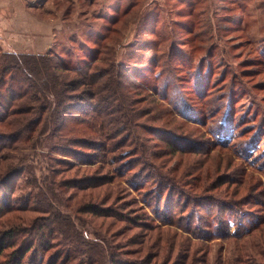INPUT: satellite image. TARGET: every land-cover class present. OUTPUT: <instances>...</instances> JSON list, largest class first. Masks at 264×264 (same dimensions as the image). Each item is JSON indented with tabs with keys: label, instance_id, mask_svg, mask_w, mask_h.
Segmentation results:
<instances>
[{
	"label": "rangeland",
	"instance_id": "1",
	"mask_svg": "<svg viewBox=\"0 0 264 264\" xmlns=\"http://www.w3.org/2000/svg\"><path fill=\"white\" fill-rule=\"evenodd\" d=\"M43 1L90 143L0 130V264H264V0Z\"/></svg>",
	"mask_w": 264,
	"mask_h": 264
},
{
	"label": "trees",
	"instance_id": "2",
	"mask_svg": "<svg viewBox=\"0 0 264 264\" xmlns=\"http://www.w3.org/2000/svg\"><path fill=\"white\" fill-rule=\"evenodd\" d=\"M91 67L86 65L88 71ZM84 72L85 68L78 71L66 66L49 52L42 55L0 53V91L3 92L0 94V130L7 131L10 137L16 136L21 143L25 138H19L25 134L49 132L53 138L63 136L66 142L85 147V143H90L85 139L68 140L79 133L83 123H74L77 122L74 115L63 119L69 107L66 104L71 97L69 93L78 89L75 79L69 80L66 75ZM85 78L82 83L87 81V85L96 80L94 73Z\"/></svg>",
	"mask_w": 264,
	"mask_h": 264
},
{
	"label": "crops",
	"instance_id": "3",
	"mask_svg": "<svg viewBox=\"0 0 264 264\" xmlns=\"http://www.w3.org/2000/svg\"><path fill=\"white\" fill-rule=\"evenodd\" d=\"M34 1L36 0H0V41H31L28 40V37L23 32L28 27H33V30L30 29V31L36 39L34 44L31 42L22 44L19 42L13 44L11 47L4 46V48L7 47L4 52L39 55L46 50V46L50 43V39L53 36L54 28L52 25L43 24L40 20H34V17L29 14L31 13L29 10L36 9L31 6L29 7V4ZM38 1L43 2L44 5L48 4L47 1ZM10 10H14V12ZM8 18H14L10 24L6 21L9 20Z\"/></svg>",
	"mask_w": 264,
	"mask_h": 264
}]
</instances>
